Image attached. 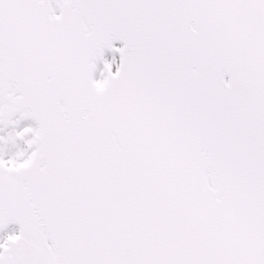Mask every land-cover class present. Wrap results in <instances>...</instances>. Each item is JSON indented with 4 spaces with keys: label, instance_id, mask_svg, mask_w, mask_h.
<instances>
[{
    "label": "snow or ice",
    "instance_id": "snow-or-ice-1",
    "mask_svg": "<svg viewBox=\"0 0 264 264\" xmlns=\"http://www.w3.org/2000/svg\"><path fill=\"white\" fill-rule=\"evenodd\" d=\"M0 264H264V0H0Z\"/></svg>",
    "mask_w": 264,
    "mask_h": 264
}]
</instances>
